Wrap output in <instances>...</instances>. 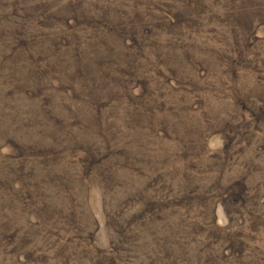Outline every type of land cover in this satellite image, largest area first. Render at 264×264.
<instances>
[{"label":"rangeland","instance_id":"obj_1","mask_svg":"<svg viewBox=\"0 0 264 264\" xmlns=\"http://www.w3.org/2000/svg\"><path fill=\"white\" fill-rule=\"evenodd\" d=\"M0 264H264V0H0Z\"/></svg>","mask_w":264,"mask_h":264}]
</instances>
